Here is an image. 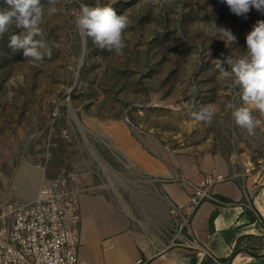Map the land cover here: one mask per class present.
I'll return each instance as SVG.
<instances>
[{
	"label": "rangeland",
	"instance_id": "1",
	"mask_svg": "<svg viewBox=\"0 0 264 264\" xmlns=\"http://www.w3.org/2000/svg\"><path fill=\"white\" fill-rule=\"evenodd\" d=\"M41 3L50 57L48 49L41 61L10 49L9 37L24 35L14 25L0 36V212L35 201L59 176L70 175V186L80 173L105 174V161L114 165L126 143L178 160L264 156V114L245 103L232 76L219 78L215 63L247 51L264 11L237 16L223 0H57L49 15L48 0ZM97 3L129 18L122 54L99 48L75 25L80 6ZM233 105L252 109L254 134L236 125ZM201 106L215 110L210 122L195 119ZM244 248L263 250L264 236L243 238L227 262L206 264H235Z\"/></svg>",
	"mask_w": 264,
	"mask_h": 264
},
{
	"label": "crops",
	"instance_id": "2",
	"mask_svg": "<svg viewBox=\"0 0 264 264\" xmlns=\"http://www.w3.org/2000/svg\"><path fill=\"white\" fill-rule=\"evenodd\" d=\"M118 151L121 159L105 161V174L80 173L69 186L80 212L77 264L218 262L243 238L264 236V156L255 162L259 172L245 174L249 159L241 157L204 152L178 160L138 143ZM233 172L191 207L193 188L207 174ZM244 249L240 258L255 251ZM242 264H264V255Z\"/></svg>",
	"mask_w": 264,
	"mask_h": 264
},
{
	"label": "clouds",
	"instance_id": "3",
	"mask_svg": "<svg viewBox=\"0 0 264 264\" xmlns=\"http://www.w3.org/2000/svg\"><path fill=\"white\" fill-rule=\"evenodd\" d=\"M57 0H48L51 7L48 14L56 12ZM230 10L237 16L247 14L251 8L264 11V0H223ZM5 7L0 9V36H3L14 25L22 30L24 35L13 34L9 37L8 47L15 51H22L25 58L33 61L44 59L42 49H48L45 42L41 24L45 16V7L41 0H4ZM130 24L127 14H117L111 6L81 5L79 15L75 19L78 30H82L101 49L115 50L122 54L125 47L124 32ZM215 27V26H214ZM216 33L221 38H226L230 43L235 42L236 37L223 27L216 28ZM247 51L239 57L227 56L223 60H215L220 69V79L229 76L234 78L240 93L246 104L254 106L255 110L264 114V20L257 21L253 30L246 36ZM47 55L51 56L48 49ZM227 64L230 71L223 67ZM191 91L195 93V86ZM215 110L210 106H201L194 112L195 119L211 121ZM231 117L236 125L244 128L252 135L259 121L252 114V109L246 106H235Z\"/></svg>",
	"mask_w": 264,
	"mask_h": 264
},
{
	"label": "built area",
	"instance_id": "4",
	"mask_svg": "<svg viewBox=\"0 0 264 264\" xmlns=\"http://www.w3.org/2000/svg\"><path fill=\"white\" fill-rule=\"evenodd\" d=\"M260 162L243 163L245 174L260 171ZM237 175L207 174L193 188L192 208L211 197L216 184ZM70 175L44 184L35 201L9 202L0 212V264H77L80 212L69 190ZM133 264H147L138 258Z\"/></svg>",
	"mask_w": 264,
	"mask_h": 264
},
{
	"label": "water",
	"instance_id": "5",
	"mask_svg": "<svg viewBox=\"0 0 264 264\" xmlns=\"http://www.w3.org/2000/svg\"><path fill=\"white\" fill-rule=\"evenodd\" d=\"M84 51H85V48H84ZM262 255H264V250L248 252V255L246 256L244 261H247L248 259H254V258L260 257ZM231 264H234V262Z\"/></svg>",
	"mask_w": 264,
	"mask_h": 264
},
{
	"label": "trees",
	"instance_id": "6",
	"mask_svg": "<svg viewBox=\"0 0 264 264\" xmlns=\"http://www.w3.org/2000/svg\"><path fill=\"white\" fill-rule=\"evenodd\" d=\"M6 33H7V32H6ZM6 33H5V34H6ZM5 34H4V35H5ZM17 56H18V55H17ZM211 220H213V217H212ZM238 259H239V258H238ZM221 261H222V262H227L228 259H221ZM206 262H207V260H206V261L204 260V261L202 262V264H206Z\"/></svg>",
	"mask_w": 264,
	"mask_h": 264
},
{
	"label": "bare ground",
	"instance_id": "7",
	"mask_svg": "<svg viewBox=\"0 0 264 264\" xmlns=\"http://www.w3.org/2000/svg\"><path fill=\"white\" fill-rule=\"evenodd\" d=\"M38 194V193H37ZM35 199V198H34ZM244 259L245 258H241L237 263H235V264H242L243 262H244Z\"/></svg>",
	"mask_w": 264,
	"mask_h": 264
}]
</instances>
